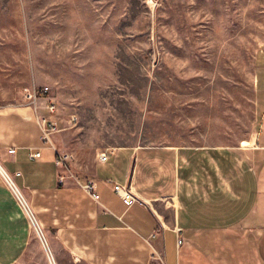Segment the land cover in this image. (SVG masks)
Masks as SVG:
<instances>
[{
  "label": "rangeland",
  "instance_id": "1",
  "mask_svg": "<svg viewBox=\"0 0 264 264\" xmlns=\"http://www.w3.org/2000/svg\"><path fill=\"white\" fill-rule=\"evenodd\" d=\"M263 55L264 0H0V107L54 101L57 148L82 180L119 147L251 140ZM5 187L28 229L14 264H52ZM2 226L7 249L18 238Z\"/></svg>",
  "mask_w": 264,
  "mask_h": 264
},
{
  "label": "crops",
  "instance_id": "2",
  "mask_svg": "<svg viewBox=\"0 0 264 264\" xmlns=\"http://www.w3.org/2000/svg\"><path fill=\"white\" fill-rule=\"evenodd\" d=\"M256 104L259 128L247 147H119L98 159L89 178L99 202L72 178L60 183V137L42 141L44 109L0 107V161L45 229L52 264H264V55ZM116 184L138 202L127 207ZM0 221L18 238L0 248V264H14L28 229L2 179Z\"/></svg>",
  "mask_w": 264,
  "mask_h": 264
},
{
  "label": "built area",
  "instance_id": "3",
  "mask_svg": "<svg viewBox=\"0 0 264 264\" xmlns=\"http://www.w3.org/2000/svg\"><path fill=\"white\" fill-rule=\"evenodd\" d=\"M49 91L48 88H44L41 90V95L47 94ZM35 100H37V95L35 94ZM37 103V102H36ZM42 108V106H39L38 104L35 105L36 111H39ZM43 109L47 110L50 114L49 117L45 116H38V120L40 122V127L42 131V141L44 143H51L52 144V136L57 132L56 131V125L51 120L52 115L56 114L57 112V105L52 101L51 99H48L46 103L43 105ZM55 148V146H53ZM57 151V150H56ZM58 152V151H57ZM16 153V149L11 148L8 150V154L13 155ZM41 157V152L36 151L31 153L30 158L36 159ZM100 162H107L108 161V153H103L99 156ZM72 157L69 155H63L60 152H58V159H57V165L61 170L65 171V174L62 173L60 176V183L63 184L67 178L74 179L77 184L86 192L88 195L92 197L96 202L100 201V195L98 193V184L97 181L93 178H88L85 180L79 179L76 177L68 168V164L71 162ZM0 178L3 180L5 185L8 187L18 204L20 205L24 215L29 221V224L31 227L37 232L40 240L42 241L46 251L49 254V246L48 242L45 237V233L43 230V227L32 207L30 202L28 201L27 197L25 196L23 190L16 182V175L9 172L4 164L0 161ZM116 194L122 199V201L125 203L127 207L133 206L135 203L138 202V198L135 196L133 191L130 189V187L123 186L120 184L114 185L113 189ZM183 240L179 238L178 244L182 245Z\"/></svg>",
  "mask_w": 264,
  "mask_h": 264
},
{
  "label": "bare ground",
  "instance_id": "4",
  "mask_svg": "<svg viewBox=\"0 0 264 264\" xmlns=\"http://www.w3.org/2000/svg\"><path fill=\"white\" fill-rule=\"evenodd\" d=\"M242 145L247 147V146H249V145H252V143H251V142H248V141H244ZM49 258H50V260H51L50 255H49Z\"/></svg>",
  "mask_w": 264,
  "mask_h": 264
}]
</instances>
